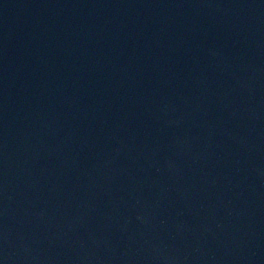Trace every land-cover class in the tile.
Instances as JSON below:
<instances>
[{"label": "water", "instance_id": "obj_1", "mask_svg": "<svg viewBox=\"0 0 264 264\" xmlns=\"http://www.w3.org/2000/svg\"><path fill=\"white\" fill-rule=\"evenodd\" d=\"M0 264H264V0H0Z\"/></svg>", "mask_w": 264, "mask_h": 264}]
</instances>
